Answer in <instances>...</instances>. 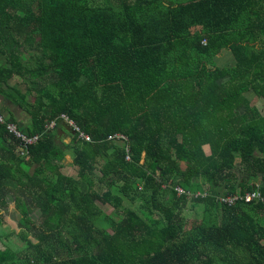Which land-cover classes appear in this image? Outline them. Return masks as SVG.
I'll list each match as a JSON object with an SVG mask.
<instances>
[{"label": "trees", "instance_id": "16d2710c", "mask_svg": "<svg viewBox=\"0 0 264 264\" xmlns=\"http://www.w3.org/2000/svg\"><path fill=\"white\" fill-rule=\"evenodd\" d=\"M86 1L79 56L63 0H0V98L39 134L21 154L0 124V207L12 194L22 242L0 264H264V204L218 200L264 196V114L246 95L264 101V0ZM61 113L91 139L57 140ZM186 192L202 205L190 228Z\"/></svg>", "mask_w": 264, "mask_h": 264}, {"label": "rangeland", "instance_id": "374dc122", "mask_svg": "<svg viewBox=\"0 0 264 264\" xmlns=\"http://www.w3.org/2000/svg\"><path fill=\"white\" fill-rule=\"evenodd\" d=\"M174 1V0H167ZM87 5L86 0H63L62 13L59 19L58 33L69 35L74 43L75 50L79 56L88 55L90 52V46L86 31V19L84 9ZM214 63L219 67L230 66L234 63L233 56L230 51L222 50L213 56ZM247 98L252 105H255L261 114H264V101L257 97L253 92H248ZM9 108L14 110L17 122L19 125L28 123V116L17 109L15 105L7 101L6 99L0 98V112L8 118ZM62 131L56 135L57 140L68 142L72 137L71 130L63 123H61ZM62 171L71 174L72 168L76 166L71 164V150L66 149L65 158L62 160ZM259 181V177L256 179ZM193 195L188 194L185 207L182 209V215L185 219V228H190L192 224L198 221L202 212V205L196 204L191 205L190 198ZM195 196V195H194ZM6 206L0 207V248H4L6 245L18 247L22 244L14 233L19 232L18 220L20 214L15 207L14 197L12 194L6 197ZM261 203V202H255ZM106 212H110V209H106ZM36 213L33 215L35 216Z\"/></svg>", "mask_w": 264, "mask_h": 264}, {"label": "built area", "instance_id": "2783aa9c", "mask_svg": "<svg viewBox=\"0 0 264 264\" xmlns=\"http://www.w3.org/2000/svg\"><path fill=\"white\" fill-rule=\"evenodd\" d=\"M57 119H59L61 122H63L71 130L72 134L77 139L84 140V141H89L91 139L90 136L87 133H85L80 128V126H78L65 113H61L57 116L56 119L48 121L45 124V129L47 130V129L54 128L56 126ZM0 124L4 125L6 131L9 134H11L13 137L16 138V140L18 141L19 150L21 151V154H24L26 152V149L28 148V146L35 143L39 138V134H26L25 132H23L19 128L17 123L7 120V118H5V116L1 112H0ZM107 138L109 140H112V141L122 142L124 144L125 150H126L125 159L126 160L130 159L129 148H128V144H127V137L123 133L115 132L113 134H110ZM174 190H175L177 195L184 194L183 188L179 185H175ZM186 194L188 196V194H190V193L186 192ZM197 194H195V196ZM238 198L244 199L245 202H261L262 204H264V196L261 195L260 192L257 190H253L251 192H246L243 194V196H238L236 194H234V195H231V194L221 195L218 197V200L221 203H224L227 205H232Z\"/></svg>", "mask_w": 264, "mask_h": 264}, {"label": "crops", "instance_id": "0c3cea01", "mask_svg": "<svg viewBox=\"0 0 264 264\" xmlns=\"http://www.w3.org/2000/svg\"><path fill=\"white\" fill-rule=\"evenodd\" d=\"M13 111H14V110H13ZM61 131H62V130H61ZM58 133H61V132L58 131ZM58 133H57V134H58Z\"/></svg>", "mask_w": 264, "mask_h": 264}]
</instances>
